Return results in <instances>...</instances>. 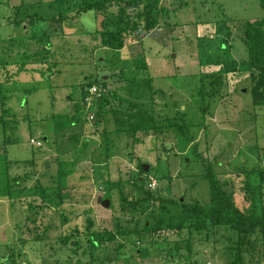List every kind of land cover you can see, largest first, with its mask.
<instances>
[{"label":"rangeland","instance_id":"374dc122","mask_svg":"<svg viewBox=\"0 0 264 264\" xmlns=\"http://www.w3.org/2000/svg\"><path fill=\"white\" fill-rule=\"evenodd\" d=\"M91 2L0 0V56L6 55L8 66L5 69L8 71L16 72L22 61L27 63L25 54L35 52L33 56L38 57L48 43L43 37L44 31L46 28L55 30L50 45L52 60L46 64L38 59L30 62L36 60L33 57L29 59L30 63L21 69L22 72L18 71L15 79L9 78L6 84L9 89L4 92L5 104L1 103L0 89V117L5 107L4 122L0 118V264H230L233 258L227 252L228 229L216 244L213 239L218 233H213L210 241L205 232L195 233L191 251L183 250L170 257L166 254L168 248L188 235L187 232L179 235L178 229L171 227L179 220L181 211L151 201L140 207L123 209L119 188L107 191L106 185L120 180L133 181L141 175L147 179L146 187L151 178L158 181L151 191L159 192L163 198L207 203L211 190L205 178V164L218 172L237 171L242 167H259L264 171V105L253 103L247 65L240 64L237 71L227 75V92L222 98L206 97L204 100L199 94L201 73L224 67L215 61L228 51V43H224L228 36L226 25L234 32L240 22L262 17L261 0H165L169 13L162 16L159 25L142 40L119 48L102 46L103 16L97 17L94 11L81 14L77 21H65L63 31L61 25L52 21V16L55 18L60 13L77 15L80 7ZM111 7L115 15H110L109 22L113 24L109 26L114 29L121 7ZM17 9L46 17L42 20L34 17L41 42L26 41L30 35L29 20L24 30L23 26L17 29L10 22L15 19ZM125 10L130 15L129 21L137 20L132 6ZM231 43L232 58L239 62L248 59L249 51L241 37L233 35ZM1 69L0 85L5 79ZM149 76L154 79L153 87L165 90L168 99L171 98L172 103L176 100L179 108L185 111V117L193 121L191 139L174 132L167 135L163 132L139 133L131 138L127 132L115 131L113 123L97 125L95 114L90 119L86 111V115L85 112L80 114L84 115L83 122L71 127L65 125L57 140L55 123L49 116L64 113L77 117V104L88 103V109L91 101L86 98L87 94L83 97V88L99 85L91 82L105 79L107 86L102 87L103 93L111 90L116 95L128 97L130 84ZM206 85L210 90V84ZM151 90L142 89L141 102L144 100L149 105L154 102ZM109 99L115 101L116 106L124 104L116 96ZM208 102L210 108L203 111L202 104ZM87 139L89 144L84 147ZM60 143L64 151L59 155L61 160L74 159V154L85 150V156L78 158L73 176L80 177L83 170L90 173V178L82 180L78 188L87 195L76 196L63 204H58L60 198L56 196L59 163L56 148ZM31 159L36 163H15ZM46 160L54 167H47V162L44 166ZM140 163L150 164L153 174L143 173ZM45 167L53 169L46 172ZM155 169L162 170L167 177L158 179ZM15 176L24 177L21 186L26 185L30 190L21 197L11 198L9 190L14 187V181L9 179ZM76 178L73 179L75 184L82 182ZM128 185V189L144 188L142 183ZM44 188L48 194L45 201L41 196ZM90 220L93 222L91 228L88 227ZM145 224L150 229L160 226L159 233L163 234L151 237L155 242L148 245L151 250L158 247L163 237L168 238L164 253L156 249L144 258L139 248L146 247V243L140 244L132 237L126 245V239L118 233L119 229H143ZM43 225L48 226L47 238L31 244L30 240ZM95 231L104 233L101 236L104 243L98 252H94L88 242L89 234ZM104 231H112L115 239H110ZM64 234L75 235L74 240L80 243L77 251L66 244L63 246L60 236ZM254 239L258 246H252V255L246 254L243 258L247 264H264L263 240L253 236L251 241ZM22 240H27L24 258L19 257ZM135 243L138 248L133 247ZM117 248H120L118 257Z\"/></svg>","mask_w":264,"mask_h":264},{"label":"trees","instance_id":"16d2710c","mask_svg":"<svg viewBox=\"0 0 264 264\" xmlns=\"http://www.w3.org/2000/svg\"><path fill=\"white\" fill-rule=\"evenodd\" d=\"M261 3L264 7V0H261ZM111 5L121 7L119 10L120 13H117L118 20L114 29L111 28L112 26H109L113 24L110 23V15H115L114 11H111ZM128 6H132L136 10L134 17L137 20H134L133 22L129 21L130 15L126 14L125 7ZM88 11H94L97 17L103 16V20L101 22L103 29L102 46L104 48H112L114 46L115 48H119L129 43L140 41L146 35L150 34L159 25L162 16L166 13H169V7L165 4V0H92V2L88 3L86 6L80 7L78 9L77 15L74 14L69 16L70 14L68 13H60V15L55 16V18L52 16V21L61 25L63 31V28L65 27V21L71 19L77 21L81 14L83 15ZM36 16L40 20L46 18L41 15L39 16V14H27V12H19L17 9V12L13 16L15 19H13V21L10 20V22L13 23L16 28L23 26V30L24 26L27 25L25 22L29 20L30 35L25 39L30 43L34 40L41 42V38H39L40 35L35 30L36 27H34L37 25L34 18ZM226 28L228 36L224 39V43L225 45L228 43L226 48L228 51L221 59L219 58L216 61L212 60L213 63L215 61L216 64H222L224 67L220 68L218 71L201 73L200 81L202 85L199 89V94L204 100H206V97H209L212 100L222 98L227 92V75H229L231 72L237 71L240 64H245L247 65L246 69H248L250 72L249 74L252 81L251 92L253 103L255 105H264V15L262 17L240 22V25H237V29L234 32L231 30L228 24L226 25ZM53 34H55V30L46 28L43 37L48 43L45 45V50L40 52L38 57L37 55L33 56L35 52L33 54L30 53L29 55L25 54L26 56L24 58H26L27 63H30L31 61H37L38 59L47 64L50 60H52L53 50L50 45ZM235 34L243 39L249 51L248 59L243 60L242 62H239V60L231 57V38ZM12 42L13 40H11L10 43ZM204 43H206V41H204ZM32 57L36 58V60L32 59L30 62H28V60ZM208 59H211V57ZM7 60L8 59L5 54L0 56V68H2L1 74L5 77L4 81L0 85L2 104H5L4 92H7L9 89L6 85L10 82L9 78L15 79L17 74L22 72V70L25 69L27 65L26 61H22L16 72H10L5 69L8 66ZM49 65H51V63ZM153 82V77L149 76L148 78L142 79L138 83L130 84L131 86L128 87V90L131 97L116 95L110 90L108 93H103V98H101V100H96L95 103L88 109L86 108V104L83 106L81 104H77L76 107L79 112L77 117H71L64 113L50 115L49 118L53 119L55 123L56 137L59 136L65 125L70 127L80 125V123L83 122L84 116L80 114L85 112L86 115L87 111L93 112L95 114L94 120L97 125H100L101 123H113L115 131L127 132L128 136L131 138L136 137L139 133L146 135L149 133L163 132L166 133L165 135H167L168 132H174L175 134L183 136L186 139H191L193 137L191 134L193 121H190L187 119V117H185V111L179 108L176 100H173L174 103H172L171 98L168 99V94L165 90L154 88ZM207 82L211 86L210 90H207ZM93 83H99L102 86H107L105 79H98V81L91 82L90 84ZM52 87L54 88V86ZM143 88L146 90L152 89L151 98L154 99V102L151 105L147 104V102L144 100H142V102L140 101ZM85 94H87V90L83 88V97ZM111 96H116V98H118L121 102H124V104L116 106L115 101H111L109 99ZM202 105L203 111H206L210 108V102L206 104L203 103ZM176 107H178L177 111ZM3 110L4 113L0 118L4 122L5 107H3ZM171 112H174V115L170 114ZM103 131H106V128ZM59 137H57V140ZM88 144L89 143L87 139L84 147H86ZM62 147L63 146L60 143L56 148V153L58 155L56 159L59 162L57 166L58 174L56 183V196L60 198L58 204H63L66 200H71L76 198V196H86L87 194L85 191H80L78 188L83 183L82 180L90 178V173L87 172L88 170H83L80 177L76 178V176H73L76 171L75 168L78 158L85 156V150H79V154H74L73 157H76L74 159L61 160L59 155L64 154ZM165 149H167L166 145ZM46 162L50 163V166L53 165L51 161L46 160L44 161V166ZM15 163L33 165L36 162L34 159H31L25 162L15 161ZM143 164L144 163L139 164L140 170L148 175L153 174V172H151L152 166H150V170L147 171L143 167ZM205 168V178L208 179L211 190V197L207 203H202L200 201L190 203L185 200L176 199L173 197L163 198V195H161L159 192L151 191V189L157 187L158 181L156 180L157 184L155 187H151V178L150 182H148V187H146L145 184L147 179L145 177L142 178L141 175L140 178H137L133 181L128 179L126 181L120 180L119 182L108 183L106 185L107 191H112L114 188H119L123 209L129 210L128 207H140L141 205L150 201L158 203L162 207H176L181 211V216L179 217L177 223L171 227L178 229L179 235H181L183 232L188 233L186 237L180 238V240L176 242L175 246L168 248V250L166 246H164V244L167 243V237H163L161 241L162 244L158 243V247L156 246L151 250L148 245L155 243L151 237L156 233L158 236L163 235L159 233L161 231L160 226L150 229L149 226L145 224L143 229H119L118 233L120 236L126 239V245L132 241V237H136L140 244L144 242L146 243L145 245H147L144 248L143 246H140L139 248L142 257L145 258L149 255H152L156 249L160 250L161 252L163 251V253L165 250H167L166 254L170 255V257H174L183 250H192L191 239H193L195 233L202 234L205 232L208 241H210L211 237L213 238V233H218V237L213 239V243L215 242L216 244L219 242L218 238L220 235L224 236L223 231L228 229L229 234L226 236V240L228 242V244H226L228 250L227 252L233 258V261H231L230 264H247L243 258L244 255H252V246H258L256 239L251 241L252 237H261L264 247V171L259 167H253L249 169L247 167H242V169L237 171L218 172L214 170V167L211 165L206 166V164ZM52 169L53 168H46L45 171L49 172ZM164 174L165 172H162V170L158 171V169H155L154 175L158 177V179L167 177ZM75 178L76 181L81 180L82 182L75 184L73 181ZM9 180L14 181V187L10 185L12 186V190H9V196L11 198L21 197L25 191L30 190V188L26 185L21 186L22 181H25L24 177L15 176L11 177ZM129 183H132V185ZM134 183H142L144 188L139 190H134V188L128 189L129 187L126 188V184H129L133 187ZM40 185L37 186L41 187ZM34 189L37 191L38 188L34 187ZM143 191L145 195H143ZM41 196L45 201L46 196H48L46 188L42 189ZM46 205L48 206V204ZM91 225H93V222L90 220L88 227L91 228ZM47 229L48 226L43 225L42 229L38 230L37 233L35 232L36 234L34 238L30 240L31 244L33 242H42L44 239H46ZM105 233L108 234L110 239H115L116 237L112 231H106ZM103 234L104 233L102 231H95L92 234H89L88 242L94 249V252H98L102 249L101 246L104 242L103 237L101 236ZM73 236L75 235L64 234L63 236H60V240L63 246L66 244L67 246L73 248V251H77L78 245H80V243L78 240H74ZM25 244H27V240H22L20 244L19 257L24 258L27 255L26 251L24 250ZM121 245L124 246V243L121 242ZM133 247L136 248L137 243H135ZM150 250L152 253H150ZM116 251L118 253V257L120 248H117ZM160 251L159 254L161 253ZM94 255H91V257L94 258ZM11 258H14L13 255ZM25 261H27V259H25Z\"/></svg>","mask_w":264,"mask_h":264},{"label":"built area","instance_id":"2783aa9c","mask_svg":"<svg viewBox=\"0 0 264 264\" xmlns=\"http://www.w3.org/2000/svg\"><path fill=\"white\" fill-rule=\"evenodd\" d=\"M99 86V87H98ZM103 86L101 85V88H100V84L99 85H91L88 89H87V99L89 100V101H91V104L90 105H88V106H92L94 103L92 102L93 100L94 101H96V100H100L99 98L102 96V94H103V88H102ZM88 104V103H87ZM86 104V105H87ZM88 114H89V117H90V119L92 118L93 119V117H94V113L93 112H88ZM32 141H34V140H32ZM264 163V162H263ZM263 166H264V164H263ZM156 184H157V182H156V180H153L151 183H150V185H151V187H155L156 186Z\"/></svg>","mask_w":264,"mask_h":264},{"label":"water","instance_id":"95a60500","mask_svg":"<svg viewBox=\"0 0 264 264\" xmlns=\"http://www.w3.org/2000/svg\"><path fill=\"white\" fill-rule=\"evenodd\" d=\"M168 3H166V5H167ZM45 138H47V136L45 137ZM47 167H50V164L47 162ZM143 167L145 168V170H149V168H150V164H147V163H144L143 164Z\"/></svg>","mask_w":264,"mask_h":264}]
</instances>
